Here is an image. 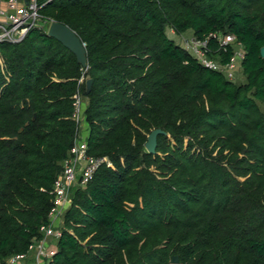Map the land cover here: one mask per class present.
<instances>
[{"label":"trees","instance_id":"1","mask_svg":"<svg viewBox=\"0 0 264 264\" xmlns=\"http://www.w3.org/2000/svg\"><path fill=\"white\" fill-rule=\"evenodd\" d=\"M37 1L81 38L88 68L39 27L0 43V264L50 224L76 94L88 153L111 165L72 190L42 264H264V0ZM168 28L192 30L222 64L235 51L219 36L233 35L246 81L202 64ZM155 128L166 134L150 153Z\"/></svg>","mask_w":264,"mask_h":264},{"label":"built area","instance_id":"2","mask_svg":"<svg viewBox=\"0 0 264 264\" xmlns=\"http://www.w3.org/2000/svg\"><path fill=\"white\" fill-rule=\"evenodd\" d=\"M39 9L40 6L37 0H0V43L19 42L35 27L42 29L49 28L52 21L45 20ZM219 39L223 44L230 43L233 45V42H235L233 35L223 36V38L219 37ZM206 45V40L195 38L192 47L188 50L205 66L223 71L229 79H232L234 76L232 65L235 54L230 63L222 64L218 60L208 57L205 51ZM75 98V118L79 123V132L70 149L69 155L62 163V171L55 180L53 189L54 205L50 212V224L42 227L43 238L35 241L33 244L36 246L35 258L37 260L45 256L44 250L50 243V239L60 235L59 226L55 222L58 220L60 223L61 221L63 222L61 216L64 215L66 208L72 203V190L76 187H86L93 178L97 168L103 162H108V165H111L107 157H94L88 153V143L86 137L82 135L81 130L82 122L84 121L82 114L83 97L76 94ZM31 249L28 254L12 256L7 264L24 262L30 254ZM55 251L56 248L49 252V254L53 255Z\"/></svg>","mask_w":264,"mask_h":264},{"label":"rangeland","instance_id":"3","mask_svg":"<svg viewBox=\"0 0 264 264\" xmlns=\"http://www.w3.org/2000/svg\"><path fill=\"white\" fill-rule=\"evenodd\" d=\"M46 29H48V27H46ZM167 34L170 38H172L177 44L183 46L186 49H190L193 45L194 39L196 38L193 31L192 30H188L182 34H177L175 33L171 28L167 29ZM220 38H223V35L219 36ZM233 48L235 51V56H234V62L232 65V71H233V78L232 80H234L236 83H243L246 81V76L243 74V70L241 68V64H242V59L244 56V50L243 47L240 44H237L235 42H233ZM86 103V99L83 98L82 101V108L85 106ZM258 104L261 108V110L264 112V102L258 101ZM81 130H82V135H84V137L87 136L88 134V127L86 122H82V126H81ZM67 209V208H66ZM63 222H64V215L61 216ZM63 222L58 220L57 222H55L57 224V226L63 224ZM56 239H54V237H52V239H50V243L48 241V246L47 248H45L44 250V255L43 258H40L39 260H37L35 258V245L32 246L31 252L30 254L27 256V259L24 260V262H20L19 264H42L44 263V259L49 260L52 255L49 254V252H51L53 249L56 248Z\"/></svg>","mask_w":264,"mask_h":264},{"label":"water","instance_id":"4","mask_svg":"<svg viewBox=\"0 0 264 264\" xmlns=\"http://www.w3.org/2000/svg\"><path fill=\"white\" fill-rule=\"evenodd\" d=\"M47 34L51 37H54L55 39L60 41L64 46L70 49L76 55L78 62L81 63L86 69L88 68L85 44L82 42L81 38L73 29L61 22L52 21L47 30ZM260 52L261 56L264 57V46L261 48ZM92 84L93 79L88 78L86 81L87 93L91 91ZM160 134H166V132L161 128H155L149 133L148 139L145 143L148 152H156L157 138ZM173 262H179L177 256H173Z\"/></svg>","mask_w":264,"mask_h":264}]
</instances>
